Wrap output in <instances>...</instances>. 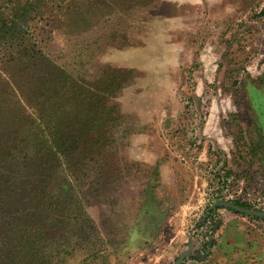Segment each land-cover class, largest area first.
Instances as JSON below:
<instances>
[{
    "label": "rangeland",
    "instance_id": "obj_1",
    "mask_svg": "<svg viewBox=\"0 0 264 264\" xmlns=\"http://www.w3.org/2000/svg\"><path fill=\"white\" fill-rule=\"evenodd\" d=\"M40 20L28 44L40 54L12 60L21 94L34 63L48 80L58 66L82 81L60 88L79 97L80 124L52 140L68 151L47 166L48 189L60 194L65 174L73 185L45 264L211 263L223 232L245 240L241 264H264V218L217 207L264 212V0H47ZM12 89L0 86V155L24 116ZM62 103L45 123L74 127Z\"/></svg>",
    "mask_w": 264,
    "mask_h": 264
},
{
    "label": "trees",
    "instance_id": "obj_2",
    "mask_svg": "<svg viewBox=\"0 0 264 264\" xmlns=\"http://www.w3.org/2000/svg\"><path fill=\"white\" fill-rule=\"evenodd\" d=\"M10 4L7 7H0V69L4 72L0 75V86L10 84L12 88L13 85L12 90L21 107L19 112L24 116L17 121L14 129L19 130L14 133V138H7L6 148L0 155V253L14 254L15 264H45L46 255L44 258L42 252L46 235L52 228L53 231H57L58 218L62 217L60 205L64 202V187L72 188L73 185L69 175L65 174L66 184L62 185V189L60 186V194L51 193L48 189L47 184L52 173L49 174L50 168L48 169L47 166L56 163L61 168L63 156H66L68 151L65 150L59 155L58 151L54 152L55 148L59 150V143L65 138L64 135L58 138L55 144L52 140L60 135L62 130L71 135L77 134L76 127L80 124L74 122L78 118L74 107L79 97L75 92L63 93L60 88L69 84L74 91H77L81 89L82 81L75 79L66 70L58 69V66L54 69V73L57 72L54 80H48L49 76L41 69L44 68L43 63L39 65L34 63L35 68H40L39 75L33 76L28 82L22 79V85L25 87L33 82V93L21 94L22 86H17L18 81H14V69L16 72L17 64L12 60L22 54L26 62L24 66L27 67L29 65L27 59L32 61L40 54V50L37 52L29 48L28 44L34 38L37 24L41 22L40 19L47 10V0H12ZM47 94H51L53 103L52 107L48 108L43 102ZM66 98L68 111L71 115H75L70 121L75 123L74 127L57 126L58 124L55 127L46 124L45 114L51 112L55 117L56 108L62 109V102ZM58 115L62 119V114L58 112ZM25 119L27 122L22 126ZM7 125L8 128H4L1 132L8 135L12 130L8 120ZM86 131L91 133L93 128L86 127ZM11 144L13 146H10ZM62 145L65 146L66 143ZM7 161L9 162L4 164ZM27 163L32 168L34 166L36 171L30 169L27 172L22 171L23 165L26 168ZM31 181L32 185H30ZM44 202L51 205H45ZM50 224H53V227ZM205 252L206 257L210 256L207 246Z\"/></svg>",
    "mask_w": 264,
    "mask_h": 264
},
{
    "label": "crops",
    "instance_id": "obj_3",
    "mask_svg": "<svg viewBox=\"0 0 264 264\" xmlns=\"http://www.w3.org/2000/svg\"><path fill=\"white\" fill-rule=\"evenodd\" d=\"M244 241L237 238L231 241L226 232H223L219 240L218 252L211 257V259L215 257V261L211 263L210 260L204 261L201 264H241V249L246 246Z\"/></svg>",
    "mask_w": 264,
    "mask_h": 264
},
{
    "label": "water",
    "instance_id": "obj_4",
    "mask_svg": "<svg viewBox=\"0 0 264 264\" xmlns=\"http://www.w3.org/2000/svg\"><path fill=\"white\" fill-rule=\"evenodd\" d=\"M217 207H224V208H227V209L236 211V212L241 213V214H244V215L255 216V217H258V218H264V212L252 213L250 210L241 208V207H239L237 205H234L232 203H229V202L221 201V202H219L217 204ZM188 255H189L188 253L184 254L178 260L177 264H179L180 262H182Z\"/></svg>",
    "mask_w": 264,
    "mask_h": 264
}]
</instances>
